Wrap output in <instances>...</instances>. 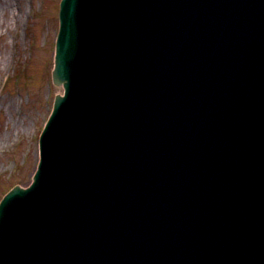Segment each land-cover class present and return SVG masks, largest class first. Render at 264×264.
Wrapping results in <instances>:
<instances>
[{
	"label": "water",
	"instance_id": "obj_1",
	"mask_svg": "<svg viewBox=\"0 0 264 264\" xmlns=\"http://www.w3.org/2000/svg\"><path fill=\"white\" fill-rule=\"evenodd\" d=\"M61 19L67 94L0 205V264H264V0H63Z\"/></svg>",
	"mask_w": 264,
	"mask_h": 264
},
{
	"label": "rangeland",
	"instance_id": "obj_2",
	"mask_svg": "<svg viewBox=\"0 0 264 264\" xmlns=\"http://www.w3.org/2000/svg\"><path fill=\"white\" fill-rule=\"evenodd\" d=\"M46 2L47 14L38 16ZM12 3L0 4V84L7 79L0 94V197L30 182L40 129L63 91L52 82L60 0Z\"/></svg>",
	"mask_w": 264,
	"mask_h": 264
},
{
	"label": "bare ground",
	"instance_id": "obj_3",
	"mask_svg": "<svg viewBox=\"0 0 264 264\" xmlns=\"http://www.w3.org/2000/svg\"><path fill=\"white\" fill-rule=\"evenodd\" d=\"M12 0H3L0 4L1 5H4V4H6V5H12ZM4 7H6V6H4Z\"/></svg>",
	"mask_w": 264,
	"mask_h": 264
}]
</instances>
